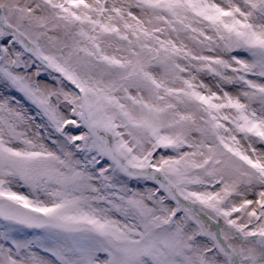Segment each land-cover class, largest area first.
<instances>
[{
  "label": "snow or ice",
  "instance_id": "obj_1",
  "mask_svg": "<svg viewBox=\"0 0 264 264\" xmlns=\"http://www.w3.org/2000/svg\"><path fill=\"white\" fill-rule=\"evenodd\" d=\"M0 264H264V0H0Z\"/></svg>",
  "mask_w": 264,
  "mask_h": 264
}]
</instances>
